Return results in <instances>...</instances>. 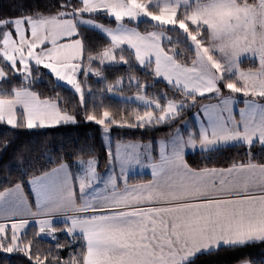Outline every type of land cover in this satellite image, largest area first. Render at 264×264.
Here are the masks:
<instances>
[{"label": "snow or ice", "instance_id": "6c2138e0", "mask_svg": "<svg viewBox=\"0 0 264 264\" xmlns=\"http://www.w3.org/2000/svg\"><path fill=\"white\" fill-rule=\"evenodd\" d=\"M221 251L264 264V0H11L0 264Z\"/></svg>", "mask_w": 264, "mask_h": 264}, {"label": "trees", "instance_id": "16d2710c", "mask_svg": "<svg viewBox=\"0 0 264 264\" xmlns=\"http://www.w3.org/2000/svg\"><path fill=\"white\" fill-rule=\"evenodd\" d=\"M11 2V0H0V10H7L9 3ZM90 82H92L94 85L97 83L95 78H91L90 77ZM41 87H47L46 84H42ZM161 87H163V85H161ZM58 91H62L63 94L67 95V91L63 90V89H57ZM133 91H135L133 89ZM108 99H110V101L114 104V105H119L121 103V100L118 96L116 95H111L108 97ZM135 106V105H133ZM186 115H190V113H186ZM82 129H78L75 127H67L64 128L62 127L61 129H59V131L56 133V135H59L61 132L64 133L65 135L68 136H72L75 135L78 131H81ZM166 131V129H160L157 133H154V135L159 136L162 132ZM136 136L140 135V132H136L135 133ZM130 138V137H129ZM200 156L199 152H196L194 154H192L191 152L188 155V159L191 161L198 159ZM101 168H103V162H101ZM137 178H145L148 179L150 178L149 174H145V175H135ZM46 243L49 241H45ZM253 253V255L258 254V246H253L252 249H250ZM19 259V257H12V260L15 261ZM233 261V254L231 253H225L223 251H221L220 253H213V254H207V255H202L197 257L195 264H232Z\"/></svg>", "mask_w": 264, "mask_h": 264}, {"label": "crops", "instance_id": "0c3cea01", "mask_svg": "<svg viewBox=\"0 0 264 264\" xmlns=\"http://www.w3.org/2000/svg\"><path fill=\"white\" fill-rule=\"evenodd\" d=\"M240 106H242V104L237 105L236 107L239 108ZM150 172H151L150 168L145 167L142 174L140 172H135L133 174L134 175H138V174L139 175H145V174H149L150 175Z\"/></svg>", "mask_w": 264, "mask_h": 264}, {"label": "rangeland", "instance_id": "374dc122", "mask_svg": "<svg viewBox=\"0 0 264 264\" xmlns=\"http://www.w3.org/2000/svg\"><path fill=\"white\" fill-rule=\"evenodd\" d=\"M143 170H144V168H139V167H137V168L135 169L134 173H135V172H140V173L142 174V173H143Z\"/></svg>", "mask_w": 264, "mask_h": 264}]
</instances>
